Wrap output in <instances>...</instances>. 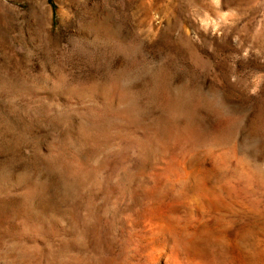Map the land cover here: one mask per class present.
<instances>
[{
	"label": "rangeland",
	"instance_id": "rangeland-1",
	"mask_svg": "<svg viewBox=\"0 0 264 264\" xmlns=\"http://www.w3.org/2000/svg\"><path fill=\"white\" fill-rule=\"evenodd\" d=\"M76 159L101 182H241L251 255L264 244V0H0V264H68L53 197L87 172ZM109 185L123 202L135 187ZM22 216L63 236H8ZM103 227L82 258L142 264L116 219Z\"/></svg>",
	"mask_w": 264,
	"mask_h": 264
},
{
	"label": "bare ground",
	"instance_id": "bare-ground-1",
	"mask_svg": "<svg viewBox=\"0 0 264 264\" xmlns=\"http://www.w3.org/2000/svg\"><path fill=\"white\" fill-rule=\"evenodd\" d=\"M77 164L82 167L84 165L87 172H82L80 180L69 186L71 190L69 194H64L65 198L58 191H55L53 197L56 210L62 209L64 201L67 213L69 228L65 236L68 239V264H89L82 258L83 254L94 245L97 247L99 242L102 244L100 240L109 238L110 233L102 228V222H115V219L126 231L127 242L136 251L142 264H216L214 253L223 255L222 261L225 260L227 264H264V244L260 240L251 255L245 247L244 235L248 227L246 217L249 210L247 201L250 196L241 182L233 187L230 184V189V182H213V179L203 174L198 176V173H183L160 179L131 176L120 179L109 175L101 182L94 175L92 166L79 159H76L78 167ZM82 167L80 169L84 170ZM120 180L127 186H135L125 202V196L116 193L112 186L100 188L101 185H114ZM88 187L98 190L90 193V190L86 191ZM124 212L130 218L123 219L121 214ZM233 213L240 219L239 228L234 227L236 231L232 227ZM251 213L256 221L260 219L258 207ZM30 219L26 216L17 219L15 227L7 235L17 239L28 234L63 236L64 232L56 219L52 230L39 217L36 220ZM116 253H110L99 264H116Z\"/></svg>",
	"mask_w": 264,
	"mask_h": 264
}]
</instances>
